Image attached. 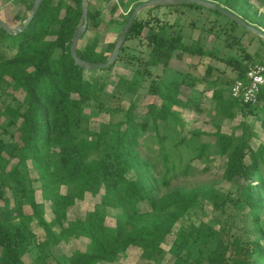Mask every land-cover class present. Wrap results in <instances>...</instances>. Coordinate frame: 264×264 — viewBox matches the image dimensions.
<instances>
[{
	"label": "trees",
	"instance_id": "trees-1",
	"mask_svg": "<svg viewBox=\"0 0 264 264\" xmlns=\"http://www.w3.org/2000/svg\"><path fill=\"white\" fill-rule=\"evenodd\" d=\"M34 1L26 5L27 9L32 8ZM75 1L76 5L63 0L53 5L51 0H43L35 18L22 33L12 34L0 27V52L3 44L14 51L12 56L0 59V120L6 121L4 130L9 134L7 140L0 135V155L7 156L11 163L7 181L1 177L4 169L0 166V264H108L106 257L111 250H117L118 258L129 247L138 249L141 256L149 260L148 264H155L166 251L164 244L171 229L201 202V195L196 191L178 189L159 195L162 189L169 187L173 170L181 166L169 163L170 155L174 152L183 161L181 147L192 146L181 135L183 120L176 111L192 102L182 98L181 88L186 86L192 90L199 80L189 73L181 80L177 79L175 88L160 97L159 103L151 105L141 121L135 113L134 101L119 110L108 109L106 81L88 76L86 69L71 55V40L83 15L82 0ZM178 6L203 8L195 4ZM226 8L234 13L239 9L233 4ZM206 9L238 27L239 24L218 11ZM100 15L99 10L93 11L89 7L87 30L99 26ZM244 17L246 21L251 18L247 13ZM26 18L14 19L23 21ZM260 24L264 26V15ZM145 27L150 28L146 67L160 63L168 66L174 56L180 58L186 52L210 54L199 42L187 44L181 35H171L164 27L138 17L118 60L126 41L140 35ZM51 35L55 38L47 39ZM115 46L116 43L111 44L110 50L113 51ZM57 50H61L59 57L55 56ZM248 52H245V63L236 59L228 61L238 69L237 79L245 77L251 63L263 60L248 64L253 60V55ZM78 54L92 62H106L110 58L97 51V41L84 49L78 48ZM114 65L100 70L109 71ZM140 74L135 71L130 80L120 77L115 87L136 93L142 82L138 78ZM17 91L24 93L22 100L16 97ZM223 94V90L214 92L217 108L231 118L236 108L241 110L243 119L238 125L241 133L217 134L214 144L218 152L228 158L227 177L237 176L244 180L245 185L235 193L236 202L253 212L259 226L257 232L264 235L261 226L264 185L254 183L261 163H264V143L256 149L252 147V140L258 134L248 120L252 107L262 104L264 108V87L255 104L242 102L231 95L225 99ZM87 107L92 112L108 109L111 114L112 120L103 123L96 134L90 131ZM120 115L122 119L117 120ZM170 131L181 137L166 151ZM151 145H157L161 150L165 164L160 172L156 170V162L142 155L140 148L144 146L151 151ZM209 146L208 143L203 148H196L200 150L199 157L204 156ZM47 150L52 160L47 158ZM31 167L41 170L46 167L48 176L33 177ZM36 182L41 183L40 187L35 185ZM7 189L11 191L10 195ZM38 189L44 196L42 201L37 199ZM88 194L99 196V201L85 211L84 218L65 228L69 208L75 206L77 200L86 199ZM205 198L219 207L228 203L226 198L218 203L217 199L222 197L212 198L207 194ZM27 205L31 212L26 210ZM47 205L53 213L51 220L46 217ZM145 207L149 208L145 210ZM110 211H113L114 225L107 223ZM34 222L45 231L42 238L38 237ZM249 228L251 226L242 227L231 220L224 229L208 225L183 232L168 249L175 256L172 264H257L256 260L264 256L263 248L257 239H244L243 234ZM71 236L88 239L86 248L56 255L54 249ZM200 244L210 246L207 254L201 248L195 250ZM26 256L31 257L30 262L25 261Z\"/></svg>",
	"mask_w": 264,
	"mask_h": 264
},
{
	"label": "rangeland",
	"instance_id": "rangeland-1",
	"mask_svg": "<svg viewBox=\"0 0 264 264\" xmlns=\"http://www.w3.org/2000/svg\"><path fill=\"white\" fill-rule=\"evenodd\" d=\"M33 0H12L11 3L0 5V14L11 22V27L21 25L25 20H16V17H27L30 9L29 5ZM52 4H57L60 0H51ZM71 5H76L75 0H63ZM149 0H87L89 7L93 11L99 10L100 24L97 27L92 26L87 30L86 34L82 36L79 41L78 48L84 49L89 44L97 41V51L107 56H111L113 51L110 50V45L117 43L120 33L128 21L131 11L143 2ZM226 7V5H237L238 11H235L239 16L245 18V13L251 16L247 19L255 26H259L264 31V26H261L260 20L264 15V0H210ZM229 4H228V3ZM207 8V7H206ZM165 5L154 6L142 10L138 15L144 22L158 24L165 28L167 33L171 35H181L183 42L191 44L194 41L199 42L201 47L210 54H192L184 53L182 57L174 56L169 65L165 66L160 63L158 66L146 67L148 62L147 36L150 33V28L145 27L140 35L134 36L126 41L125 50L122 53L120 60L109 71L102 70H87L88 76H94L100 81H106L108 84V93L105 98L109 100V108L119 110L122 107H128L132 101L135 102V113L138 120L151 108V105L160 102V97H164L168 90L175 88V82L182 79L185 74L197 78L199 82L192 90L186 86L181 88V95L183 99H191V104L176 111L177 115L183 120L184 129L181 135L184 136L185 142L192 143V146L184 145L181 147L183 151V161L173 152L170 155L169 163H175L179 166L173 170V177L169 187L162 189L159 195L174 192L178 189L186 191H196L200 193V204L179 219L166 237L164 247L166 251L163 256L155 264H172L175 256L168 252V249L174 243L178 235L183 232H191L196 230V227L203 226L207 228L208 225L216 229H224L227 222L233 220L239 226H251L248 232H244V239H257L263 248L264 255V235L258 233V223L253 218V212L247 207H240L236 202V196L239 188L245 185L244 180L240 177L229 179L226 175L228 165L227 156L221 154L215 145L216 135H231L234 131L237 134L241 133L238 129L239 122L243 119L240 109L236 108L234 117H228L217 108L218 101L214 96L215 91L223 90V97L229 98L230 87L238 78V69L233 63H228L230 59H236L241 62L244 61L245 52L249 51L253 55L251 63L258 59L264 62V44L263 39L253 32H249L246 28L238 25H232L227 19L210 12L209 9ZM136 18V19H137ZM16 20V21H15ZM55 36H48L47 39H54ZM2 52H0V59L10 57L14 51L5 45H2ZM144 51V52H143ZM143 52V53H142ZM2 54V56H1ZM61 50H57L55 56L59 57ZM260 54V55H259ZM259 55V57H258ZM231 61V60H230ZM246 61V60H245ZM244 61V63H245ZM135 71L141 74L138 78L142 81L136 93L127 92L123 88H116L115 85L120 77L126 80L133 78ZM18 99L22 100L24 93L21 91L15 92ZM114 96V99L112 98ZM106 110L91 111L90 107L86 108L89 115V126L92 134L100 131L103 123L112 120L110 112ZM116 116V115H115ZM122 119V115L117 117ZM116 120V121H117ZM248 120L253 123L257 136L252 140V147L254 149L264 143V108L259 104L251 108V114ZM2 121V120H0ZM6 121L0 122V135L6 140L8 135L4 130ZM9 129V128H8ZM10 131V130H8ZM6 133L7 135L3 134ZM169 140L166 142L167 150L172 148V144L180 139V135L168 133ZM197 139L193 140L194 137ZM209 143L204 156L199 157L200 150L196 148H203ZM142 155L145 158L156 162V170L162 171L164 161L161 155V150L157 145H151L148 151L147 147L140 148ZM196 149V150H195ZM53 150V149H51ZM46 156L52 160L50 151L47 150ZM250 162V159H247ZM29 165H33L30 160ZM0 166L4 169L2 178L7 181V171L11 168V163L7 161V156L0 155ZM33 168L31 174L33 177L45 178L48 176V169L46 167L41 169ZM263 183L264 185V163H261L260 170L255 177L254 183ZM40 182L35 185L40 187ZM64 191V189H62ZM7 194L11 191L7 189ZM212 198L222 197L217 199H227V204L224 207H219L205 198L207 195ZM44 198L40 189L37 190V199L42 201ZM99 196L92 197L90 194L84 200H77L76 205L69 208L68 220L64 222V227L67 228L71 223H75L77 219L84 218L85 211L92 207L93 203L99 201ZM224 201V200H223ZM0 205L2 202L0 201ZM146 205V204H145ZM28 212H31L29 205L25 206ZM149 207H145L147 210ZM46 217L48 220L53 218V213L49 205L46 207ZM107 223L115 224L113 211H110L107 217ZM35 231L39 238L45 234L43 228L37 223H33ZM261 226L264 229V209L261 211ZM88 239L85 237L75 238L71 236L68 241H62L55 249L56 255L63 253L70 254L75 249H85ZM212 246V245H211ZM202 249L204 254H207L208 249L206 245L200 244L195 250ZM117 250L113 249L106 257L108 264H148L149 260L143 258L140 251L134 247H129L128 250L120 254L118 258ZM26 262L31 261L30 256L25 257ZM257 264H264V256L256 260Z\"/></svg>",
	"mask_w": 264,
	"mask_h": 264
},
{
	"label": "water",
	"instance_id": "water-1",
	"mask_svg": "<svg viewBox=\"0 0 264 264\" xmlns=\"http://www.w3.org/2000/svg\"><path fill=\"white\" fill-rule=\"evenodd\" d=\"M43 0H35L32 8L29 11V14L25 21L16 27H11L9 26L2 18H0V27L5 29L7 32L12 33V34H19L25 31L30 23L33 21L35 18L36 14L40 10L41 4ZM187 4H195V5H201L205 6L207 8H210L212 10L218 11L222 15L228 17L232 21L236 22L240 26L246 28L247 30L257 34L260 36L263 41H264V31L260 28H257L256 26L250 24L248 21L237 15L236 13L232 12L228 8L219 5L218 3L210 0H149L146 2H143L135 7V9L132 11L128 21L124 25L119 39L116 43V46L114 48V51L110 58L106 62H92V61H87L82 59L79 54H78V44L84 33L87 31L88 28V4L87 0H82V20L79 23L78 27L76 28L74 35L71 40V45H70V51L73 59L75 62L82 68L87 69V70H100V69H107L114 65L119 57L121 48L127 38V35L129 31L131 30L134 21L137 18V15L144 9H147L149 7H154V6H165V5H187Z\"/></svg>",
	"mask_w": 264,
	"mask_h": 264
},
{
	"label": "built area",
	"instance_id": "built-area-1",
	"mask_svg": "<svg viewBox=\"0 0 264 264\" xmlns=\"http://www.w3.org/2000/svg\"><path fill=\"white\" fill-rule=\"evenodd\" d=\"M264 87V62L251 63L243 79H236L230 87V95L245 103L255 104Z\"/></svg>",
	"mask_w": 264,
	"mask_h": 264
},
{
	"label": "crops",
	"instance_id": "crops-1",
	"mask_svg": "<svg viewBox=\"0 0 264 264\" xmlns=\"http://www.w3.org/2000/svg\"><path fill=\"white\" fill-rule=\"evenodd\" d=\"M11 1L12 0H0V5H2L3 3H5V5H8L9 3H11ZM0 18H2V15L0 14ZM3 20L5 19V18H2ZM6 23H7V21L8 20H4ZM8 24V23H7ZM9 25V24H8ZM10 26V25H9Z\"/></svg>",
	"mask_w": 264,
	"mask_h": 264
}]
</instances>
